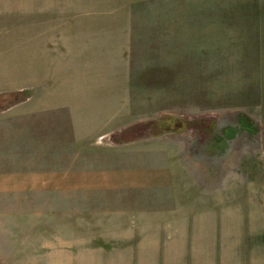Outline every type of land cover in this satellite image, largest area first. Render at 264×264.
<instances>
[{"label": "crops", "instance_id": "0c3cea01", "mask_svg": "<svg viewBox=\"0 0 264 264\" xmlns=\"http://www.w3.org/2000/svg\"><path fill=\"white\" fill-rule=\"evenodd\" d=\"M238 1L199 0L200 28L206 39L219 48L220 59L222 48L230 50L232 73L246 78V97L253 93L262 103L264 0ZM17 10L14 15L29 14L24 8ZM5 12L11 13L9 8ZM229 23L235 26L231 28ZM33 28L23 24L17 32ZM38 29L42 31L32 42L42 56V76L11 72V52H0V64L6 65L0 73V96L28 93L14 105L5 109L0 106V238L8 244L0 245V255L13 254L4 224L32 215L42 220L44 240L70 239L72 247L79 239H86L85 254L89 256L95 254L89 248L96 240L125 243L148 233L161 235L155 229L162 227L168 229L167 238L183 239L181 249L180 242L176 246L178 258L174 259L170 254L176 252L169 241L166 243V264H191L195 249L203 255L202 264L207 263L205 258L210 262L207 256L212 255L214 264H264V176L257 188L248 183L242 197L238 182L224 186L221 181L214 190H205L200 202L203 211L194 220L200 223V230L193 226L192 231L191 212L185 205L186 164L178 148L152 145L142 151L136 148L140 142L132 144L135 148L124 144L104 146L116 150L111 152H91L84 147L83 143L93 136L101 137L111 118L110 110L104 121L94 123L89 118L95 93L105 91V86L113 85L123 73L90 70L88 62L101 53V48L96 50L95 36L88 33L95 28L53 23L43 28L40 24ZM4 35V40H10L13 34L7 31ZM236 37L244 40L234 42ZM26 57L29 59V55ZM43 138H53L57 145L63 143L74 151L66 169L42 167ZM156 164L159 167L153 166ZM212 216L214 230L210 226ZM59 223L57 230H45L47 225ZM178 225L185 227L182 236L174 235ZM59 244L65 243L39 244L41 251L44 249L45 264L47 255L59 254ZM134 246L133 250L123 248L111 253L108 262L114 263L118 260L114 255H118L119 260L124 258L121 264H143L144 243L139 241ZM179 255H183L181 261ZM156 256L154 262L162 263Z\"/></svg>", "mask_w": 264, "mask_h": 264}, {"label": "rangeland", "instance_id": "374dc122", "mask_svg": "<svg viewBox=\"0 0 264 264\" xmlns=\"http://www.w3.org/2000/svg\"><path fill=\"white\" fill-rule=\"evenodd\" d=\"M231 1L239 2L226 0ZM199 7V0H0V52H11V72L42 76V56L32 42L42 31L38 29L40 24L42 28L53 23L95 28L88 33L95 36L96 50L101 48V53L97 52L99 56L88 62L90 70L123 73L113 85L105 86V91L95 93L89 118L94 123L104 121L109 110L111 118L107 119L101 137L93 136L83 143L84 147L91 152H111L116 150L104 146L124 144L135 148L132 144L140 142L136 148L142 151L152 145L178 148L186 164L185 205L191 212L192 231L193 226L200 230V223L194 220L203 211L200 202L205 190H214L221 181L224 186L238 182L242 197L248 183L257 188L264 176V85L262 103L253 93L246 97V78L232 73L230 50L222 48L220 59L219 48L202 32ZM6 8L11 12L8 15L4 14ZM18 8L29 14L14 15ZM23 24L35 28L17 32ZM7 31L13 34L10 40H4ZM236 38L233 41L237 43L244 40ZM262 41L264 44V30ZM79 65L84 69L83 64ZM5 69L6 65L0 64V73ZM26 97L27 92L2 95L0 106L5 109ZM56 143L53 138H43L42 167L56 165L60 171L70 165L74 151ZM210 220L214 230V217ZM57 225L60 223L47 225L45 230L53 232ZM4 226L13 254H1L0 264H45L44 249L41 251L39 244L58 241L66 246L59 244V254L47 255V264H121L124 258L119 260L118 255H114L118 258L114 263L108 262L110 254L123 248L133 250L139 241L144 243L143 264H156L155 254L162 261L160 264H166V243L169 241L175 251L179 242L181 249L183 242L177 237L167 238L168 229L161 227L155 229L161 235L148 233L125 243L96 240L89 248L95 254L89 256L85 254L86 239H79L78 245L72 247L70 239L44 240L42 220H35L32 215ZM184 229L175 226L174 235H181ZM1 238L0 245L8 246L6 239ZM175 252H171L170 258H178ZM195 253L191 255V264H202L203 255L199 256V249ZM182 256L179 255L180 261ZM213 256H207L210 262L205 258L206 264H214ZM130 258L129 254V262Z\"/></svg>", "mask_w": 264, "mask_h": 264}]
</instances>
